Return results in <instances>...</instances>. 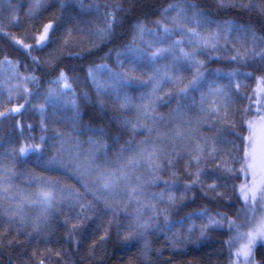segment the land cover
I'll list each match as a JSON object with an SVG mask.
<instances>
[{
	"label": "snow or ice",
	"instance_id": "snow-or-ice-1",
	"mask_svg": "<svg viewBox=\"0 0 264 264\" xmlns=\"http://www.w3.org/2000/svg\"><path fill=\"white\" fill-rule=\"evenodd\" d=\"M60 9L71 8V0H56ZM56 3L50 4L48 0H32L29 3L25 17L36 19L40 10H48L56 7ZM139 6V7H138ZM80 7L85 5L80 3ZM89 9H95L101 13V24L95 30H90V35L98 40L111 43L115 37L117 26H123L122 21L117 17V13H135L148 9L151 6L147 3L141 5L140 0H134L127 7L124 4L110 5L108 3H93L87 5ZM216 7L220 10H236L240 13L255 14L262 28H264V0H216ZM110 8L114 10H109ZM21 5L15 4L12 0H0V33L9 37L16 45H19L29 55L33 50H41L49 43L54 42V33L58 30L57 19L49 20L38 30V34L26 37L34 40L33 44L25 43L24 39H18L6 28L18 26L21 22L19 15ZM175 11L174 15H171ZM144 15H156L155 10L144 12ZM63 19V13L59 17ZM71 19V17H69ZM155 28L148 27L145 20L133 17L129 21L133 39L131 43L123 45V51L117 52V65L119 70L109 68V80L107 82H97L95 76L93 81L97 84V91L111 89L115 93L119 102L121 112H127L135 107L137 112L143 114L145 120H150L152 127L147 124L141 125L139 117L136 123L129 118L116 117L120 119L124 128H130V139L120 143L121 136L113 138L111 144L104 139L89 138L88 150L77 151L72 162L65 164L64 158L60 155L64 150V140H60V149L57 154L52 156L45 163L46 170H59L61 167L68 170V174L80 183L85 192L82 196L79 191L73 192L65 185L55 179L43 176L31 177V184L36 185L35 192H26L14 183L18 178L14 169L0 167V217L7 226L8 231L5 235L15 231L17 235L27 234L29 241L33 235L40 234L41 225L47 224L49 214L53 208L63 202L64 196L58 200L57 193H68V199L79 204L81 199L91 195L98 204L101 200L106 209H112L108 197L122 194L127 197L129 205L135 204V217L127 224L117 225V237L124 242L132 240H145L143 253L147 256L151 248L145 239L146 234L152 229H159L161 232L167 230L172 233L171 242L174 248H178L181 243L191 240L195 230L194 218L207 217V223L201 224L200 235L204 236L210 228H225L230 233L226 243L229 246V264H264V255L259 260L256 259L258 249L264 248V35L259 34L256 26L251 23H238L236 21H225L224 27L217 23L215 32L201 31L205 26L216 23L209 15L195 3L169 4L160 12V18L152 21ZM192 25V27H189ZM227 33L225 35L224 33ZM233 32L239 33L244 37L240 41L241 48L235 44L231 45V50L235 53L227 57L228 61L241 63L244 67H253L252 72H240L232 70L228 76L237 77L243 75L248 79H255L257 87L252 94H244L242 98L247 99V104L232 110V105L237 101L233 98L231 91H226L224 87H213L209 85L208 92H200L199 113L195 123L203 126L207 125L216 128L213 136L200 134L199 139L193 140L197 134V129L192 126V121L187 119V110L195 106L192 94L200 91L206 81V61L201 56H209V53L218 54L226 51L229 47L228 37ZM179 35V39L172 37ZM223 39L225 43L221 45ZM250 41L251 46H248ZM67 43V42H65ZM185 45L190 50H186ZM123 57V59H121ZM211 58V57H209ZM33 63H39L37 57H31ZM20 61H13L7 56L0 60V66H7L6 71L13 77L20 78ZM126 65L128 67H126ZM151 67V73L146 80L135 76L133 73L137 68L144 66ZM101 67H107L102 65ZM192 72L191 79L184 82V77L178 75L183 68ZM220 72V69L216 70ZM256 72L262 73L256 76ZM89 75H92L90 70ZM23 81L34 82L35 76H23ZM56 84L63 82V87L57 90H48V98L58 100L65 92H71L72 87L67 73L60 71ZM147 88V92L141 93L139 99L146 103L134 104L127 89L130 87ZM171 85L168 91L164 89ZM245 88L247 84L243 85ZM17 85V91L20 90ZM241 83L237 81L233 86V91L240 95ZM25 96L31 95L27 87L23 88ZM175 99V108L170 109L165 117L157 111V105H167ZM11 100V90L9 101ZM188 101H192L191 104ZM70 102L76 108V101ZM27 101L24 104H16L6 111H0V118L22 114ZM101 109L104 102L100 101ZM43 112L44 105H40ZM79 116L78 110L74 114V119ZM163 124L170 130L161 133L158 125ZM219 126V127H216ZM14 128L20 130L23 137L25 125L21 121H15ZM28 129L32 125L26 126ZM144 130L149 135L142 140H137L139 130ZM43 130L46 131V128ZM73 131L76 128L73 127ZM90 132L103 135V127L89 129ZM155 133V136L152 135ZM227 136L232 139H226ZM63 137L64 133H57ZM35 137H26L17 148L12 146L5 156H25L32 152L43 154L46 137H40V143H28ZM179 144L185 145V151H177ZM230 145L227 149L219 145ZM77 149L80 142L75 141ZM115 148L112 158L108 157V152ZM169 148L172 152L169 153ZM71 151V150H70ZM187 155L189 160L185 165L190 181L183 185L185 191L190 190L196 185L206 187L208 191L216 193V196H223L217 193L216 189L221 185L218 180L240 181L239 184L233 183L232 189L237 195V202L240 208L236 210V216L230 217L227 213L217 211L209 214L207 208H201L186 214L170 218L169 208L160 207L161 204L172 205L177 201V197L171 192L176 187L175 182L163 181L167 191L149 194L147 188L154 186L161 181L160 172L166 164L169 168L175 166V156L177 159ZM86 156L84 162L80 158ZM219 161L215 164V169L201 167L209 162ZM195 165V171H191ZM219 173L212 183L205 185L202 177L210 174ZM173 177L177 174L172 173ZM183 198V197H181ZM7 202L6 206L3 202ZM83 211L85 205H80ZM95 205L88 202L87 208L93 210ZM150 213V215H146ZM163 217V225L160 224ZM191 222V223H189ZM31 226L32 233L22 232ZM186 226V227H185ZM80 227L73 224L69 230V241L71 232ZM120 228H126L121 237ZM109 231H105L100 237L101 242L109 237ZM39 243V242H38ZM233 246L235 250L233 251ZM51 258V249L48 250ZM67 255V252H65ZM60 256V252L55 253ZM39 264H44L40 260ZM149 264L151 261L149 260Z\"/></svg>",
	"mask_w": 264,
	"mask_h": 264
},
{
	"label": "trees",
	"instance_id": "trees-1",
	"mask_svg": "<svg viewBox=\"0 0 264 264\" xmlns=\"http://www.w3.org/2000/svg\"><path fill=\"white\" fill-rule=\"evenodd\" d=\"M12 2L22 6L19 13L21 22L18 26L6 28L5 31L10 32L18 39H24L25 43L33 44L34 40L26 37L38 34V30L42 29V25L49 20L56 18L59 24L58 30L54 33V42L49 43L41 50H33L31 55L16 45L9 37L0 33V60L7 56L13 61L21 62L19 65L20 78H15L6 71V65L0 66V111H6L16 104H24L27 101L22 114L0 118V167L14 169L18 176L14 183L26 192L36 190V185L31 184V177L43 176L58 180L61 186L67 185L73 192L79 191L82 196L84 195V188L68 174V170L63 167L59 170L45 169L46 161L56 155L60 149L61 139L64 140V150L60 155L64 158L65 164H68L72 162V157H75L78 150L85 152L88 150L87 141L90 137L107 140L108 144H111L117 135L122 137L120 139L121 144L130 139V128H124L120 119H114L116 117L126 116L133 123H136V119L139 117L141 125L153 126L151 121L145 120L143 114L137 112L135 107L127 112H121L115 93L111 89L98 92L97 84L93 81V76H95L97 82H107L109 80L108 69L119 70L117 52H122L124 50L122 46L132 42L133 34L129 21H132L133 17H139L147 22L148 27L155 28L152 21L159 19L161 10L169 4L195 3L216 22L205 26L201 31L215 32L217 23L224 27L225 21L234 20L238 23L251 22L256 26L259 34L264 35V28L261 27L254 13L250 15L236 10L217 9L216 0H140L141 5L147 3L151 7L135 13H117V17L122 21L123 26H117L116 38L111 43H102L89 33L90 30H95L96 26L102 23L101 13L104 9L97 12L95 9H89L87 5L108 3L110 5L124 4L127 7L134 0H71L73 6L67 10L60 9L56 0H48L50 4L56 3V7L46 11L41 9L34 20L24 15L32 0H12ZM80 3H83L85 7L81 8ZM109 10L114 9L110 8ZM153 10H155L156 15H144V12ZM62 13L63 19H59ZM170 14L174 15L175 11ZM224 34L227 35L226 32ZM238 37L240 41L244 40V37L236 32L228 37L229 47L226 51H221L218 54L209 53V56L200 57L206 61L207 79L201 90L192 94L195 106L187 110V119L191 120L193 128L197 129V134L193 140L199 139L200 134L213 136L216 132V128L207 125L200 126L195 123L200 115L198 110L200 92L207 93L209 85L224 87L226 91L232 92L233 98L237 101L236 104L232 105V110H235L237 107H243L247 104V99L242 98L244 94L251 95L257 87L255 79H248L243 75L231 78L228 76L232 70H239L242 73L254 71L253 67H244L241 63H233L227 59L228 56L235 54L231 50L232 44H235L237 48L242 46L241 43L237 42ZM179 38V35L172 37V39ZM220 43L223 45L225 41L221 39ZM248 46H251L250 41ZM185 48L190 50L187 45ZM32 56L37 57L39 63H33ZM102 65L107 67H101ZM126 67L128 66L126 65ZM217 69L221 71L217 72ZM61 70L67 73L72 91L65 92L63 96L54 101L48 98V90H57L63 87V82L60 84L53 82L58 79ZM90 70L92 75H89ZM150 73L151 67L146 65L137 68L133 74L146 80ZM255 74L256 76L262 75L260 72ZM26 75L35 76L37 79L34 82L25 83L22 78ZM178 75H182L185 78L184 82L187 83L191 79L192 72L185 67L181 69ZM237 81L241 83L240 95L233 91V86ZM245 84L248 85L247 88L243 86ZM17 85L21 86L19 91H17ZM24 87H27L31 95L25 96ZM170 87L171 85L167 86L164 91H168ZM10 90L11 100L9 101ZM147 91V88H140L135 85L127 89L128 94L133 97L134 104L146 103V101H141L139 97L141 93ZM71 100L76 101V108L68 102ZM100 101L104 102L103 109L100 107ZM188 103L191 104L192 101H188ZM40 105H44L43 112L40 110ZM175 106L176 101L172 99L171 103L156 107L158 113L166 117L170 109L175 108ZM77 110L79 116L74 119ZM17 120L25 125L23 137L20 130L13 127ZM27 125H32V128L28 129ZM73 127L76 128V131H73ZM100 127L105 130L103 135L89 131V129ZM44 128L46 131L43 130ZM158 128L161 133L170 130L163 124L158 125ZM57 133H64V136L60 137ZM148 135L147 131L141 129L136 139L139 141ZM152 135L155 136V133ZM41 136L46 137L42 156L38 152L16 157L4 155L12 146L18 148L24 138L35 137L34 140L27 142L40 143ZM225 138L232 139L226 133ZM77 140L80 142L79 149L75 146ZM219 146L225 149L230 147L226 144ZM115 151L116 149L112 148L108 152V157L112 158ZM177 151L184 152L185 145L179 144ZM171 152L172 149L169 148V153ZM171 158L174 160L175 166L169 168L165 164L163 171L160 172L161 181L147 188L149 194L160 193L167 191L163 181L175 182L177 186L172 188L171 192L177 197L176 203L160 205L162 208H169L170 218L185 216L201 208H207L209 214L220 211L227 213L230 217L236 216V210L241 205L237 202V195L232 189V184H239L240 181L218 180L217 183L221 186L216 189V192L223 193V196L219 197L216 196V193L210 192L206 187L202 188L200 185L185 191L183 185L191 179L185 171L189 157L183 155L179 159L175 156ZM86 159L87 157L83 156L80 158V162L82 163ZM218 162L202 164L201 167L215 169V164ZM190 170L195 171V165ZM173 172L177 174L175 177L172 175ZM217 175L219 173L210 174L207 177H202V180L207 185L212 183ZM68 195V193H57L58 200L61 196H64L65 199L53 208L47 224H42L40 234H34L30 241L27 234L17 235L15 231L5 235L8 228L3 223V218L0 217V264H39L42 259L44 264H149V260L151 264H229V246L226 241L230 233L225 226L223 229L219 227L210 228L204 236H201L200 226L207 223V217L194 218L195 230L191 240L181 243L178 248L173 247L171 232L167 230L161 232L159 229L150 230L145 239L149 242L151 251L146 256L143 253L145 240L124 242L116 235L117 225H126L129 220L135 217L137 206L134 203L129 205L126 196L117 194L108 197L109 203L113 207L106 209L103 200L97 204L91 195L81 199L79 204L69 200ZM88 202L95 205L91 211L87 208ZM3 203L6 206L7 202ZM81 204L85 205L83 211L80 207ZM146 215H150V213ZM73 224L80 227L71 232V240L69 241V230ZM160 224L163 225V217H161ZM21 231L32 233L33 229L28 226ZM105 231H109L110 235L101 242L100 237L104 235ZM125 231L126 228H120L121 237ZM49 249H51V258H47ZM56 252H60V256H56ZM261 255H264V248L258 249L256 259L259 260Z\"/></svg>",
	"mask_w": 264,
	"mask_h": 264
},
{
	"label": "rangeland",
	"instance_id": "rangeland-1",
	"mask_svg": "<svg viewBox=\"0 0 264 264\" xmlns=\"http://www.w3.org/2000/svg\"><path fill=\"white\" fill-rule=\"evenodd\" d=\"M35 191H36V190H35ZM35 191H34V192H35ZM234 250H235V246H233V251H234Z\"/></svg>",
	"mask_w": 264,
	"mask_h": 264
}]
</instances>
